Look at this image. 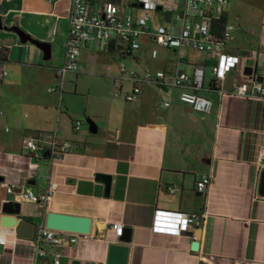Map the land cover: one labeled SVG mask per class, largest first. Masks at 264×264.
Segmentation results:
<instances>
[{
  "label": "crops",
  "instance_id": "1",
  "mask_svg": "<svg viewBox=\"0 0 264 264\" xmlns=\"http://www.w3.org/2000/svg\"><path fill=\"white\" fill-rule=\"evenodd\" d=\"M70 6L71 0H0V58L6 57L0 60V232L5 235L0 264H51L50 253L32 258L30 242L40 226L53 222L80 235L73 245L59 248L61 264H109L112 245L128 248L126 264H264V196L258 192L264 170V99L220 98L210 74L214 57L154 43L155 28L177 23L180 6L168 14H150V32L140 36L138 51H118V40L109 43L105 49L126 58L128 66L121 60L116 69H108L106 94L94 95L90 88L79 92L83 77L74 72L65 74L61 93H50L47 89L59 83L53 69L63 61ZM126 11L141 14L135 7ZM223 19L235 26L224 52L238 55L240 63L220 87L229 91L236 81L257 77L264 86V0H228ZM14 28L49 44V58L23 42ZM92 46L98 45L87 43L80 49L83 72L97 58ZM152 50L157 51L155 58ZM59 51L58 64L54 54ZM155 60L158 68L149 63ZM121 65L138 73L177 68L192 74L202 67L197 93L211 100V111L199 117L179 100L178 89L156 85H143L135 100L125 101L131 84L120 79ZM77 95L85 96L74 107ZM83 117L93 121L94 133L88 124L73 131L74 121ZM26 137L43 141L34 154L36 162L29 158ZM53 138L76 146L61 158H49L45 152ZM97 175L110 177L108 194ZM202 179L206 188L198 192L196 183ZM49 182L57 190L46 204L21 199V190L42 192ZM8 186L13 194L6 192ZM171 186L174 193L168 192ZM7 202L20 205L18 217L33 226L32 238L18 237L15 226L2 225ZM159 210L203 217L196 228L180 235L155 233ZM114 223L128 229V243L116 238ZM83 226L86 230L79 231ZM193 242L198 243L196 251Z\"/></svg>",
  "mask_w": 264,
  "mask_h": 264
},
{
  "label": "built area",
  "instance_id": "2",
  "mask_svg": "<svg viewBox=\"0 0 264 264\" xmlns=\"http://www.w3.org/2000/svg\"><path fill=\"white\" fill-rule=\"evenodd\" d=\"M228 0H71L68 15L69 29L65 44L62 64L53 69L58 86L49 88L48 92L62 89L64 76L68 72L82 73L79 63L80 49L87 43H95L99 48L105 49L110 42L118 40L121 49L138 51L140 49V36L150 32V13L159 10L168 14L175 7H181L177 16V23L158 25L153 33L155 42L164 48L181 50L193 48L199 52L214 57L215 63L210 67L212 87L216 89L220 98L261 97L264 99V86L254 79L235 82L229 91L223 90L220 85L226 75L236 69L240 63L238 55L224 52L225 43L230 39L235 28L233 24L224 21L218 30L214 22L223 18V7ZM128 7H135L141 11L140 15L128 13ZM151 56L155 58L157 51L152 50ZM121 78L131 84V90L124 95V100L131 102L142 92L143 85H156L158 87L175 88L179 90V100L190 106L194 111L209 113L212 108L210 99L200 96L197 91L201 87L203 69L196 66L192 74H187L175 68L171 71L158 70L154 73L148 71L138 73L127 71L120 66ZM125 74V75H124ZM165 106V103H161ZM82 121L73 123V131L78 132ZM41 140L31 137L24 139V145L29 158L38 161L34 154L42 148ZM46 155L52 159L61 158L72 151L76 146L71 141L57 142L50 140ZM45 151V150H44ZM261 167H264V150L260 153ZM206 188V179L196 183L198 192ZM57 184L49 182L45 191L35 192L25 188L19 192L21 199L32 204H46L56 192ZM175 187H169L168 192L174 193ZM8 194H13L12 187H6ZM202 215L184 213L180 211H156L152 230L155 233H169L180 235L183 231L196 228L202 221ZM116 238L122 235L123 228L120 223L111 225ZM80 235L68 233L60 229L40 226L36 235L30 242V255L34 260L44 258L51 254V264H61L59 248L64 245H73ZM5 235L0 232V244H4ZM42 245L48 246L45 250Z\"/></svg>",
  "mask_w": 264,
  "mask_h": 264
},
{
  "label": "water",
  "instance_id": "3",
  "mask_svg": "<svg viewBox=\"0 0 264 264\" xmlns=\"http://www.w3.org/2000/svg\"><path fill=\"white\" fill-rule=\"evenodd\" d=\"M13 30L18 33V35L20 36L23 42L28 41L36 45L38 48H40L43 51L44 55L46 56L44 57V59L49 58L50 56V45L49 44L39 42L35 39H32L29 35L23 33L17 28H14ZM251 73H252V70L249 69L248 74L250 75ZM257 81L261 82L262 77H257ZM195 113L199 117H202L205 115V113L203 112L195 111ZM85 122L89 125L90 131L94 133L95 129L94 128L92 129V126H94L93 121L87 118ZM97 179L105 183L106 194H108L109 188H110V177L106 175H97ZM27 183L33 184L34 181L31 180V181H28ZM258 192L260 195L264 196V170L261 172V175H260ZM19 210H20V205L18 203H14V202L5 203L3 206L4 217L2 218V225L5 227L15 226L16 234L18 237L30 239L32 238L33 226L27 223L26 221L21 220L18 217ZM47 227L60 229V230H66V229L73 230L74 229V228H70L69 226L63 225L61 223H56V222L48 223ZM85 230L86 228L83 226L79 231H85ZM119 240L122 242H126V243L130 241L128 229L125 228L123 230V236L119 237ZM191 249L193 251H196L198 249V243L193 242L191 245ZM127 251H128V248L126 246L112 245L110 247L109 264H126Z\"/></svg>",
  "mask_w": 264,
  "mask_h": 264
},
{
  "label": "rangeland",
  "instance_id": "4",
  "mask_svg": "<svg viewBox=\"0 0 264 264\" xmlns=\"http://www.w3.org/2000/svg\"><path fill=\"white\" fill-rule=\"evenodd\" d=\"M150 14L152 15L153 13H150ZM154 43L156 44V42ZM91 50L93 53H95L97 58H95L92 64L86 68L87 71L84 70V72L80 74V76L83 78L81 79V82L79 83L78 90L79 92L85 94L90 88L94 95L99 96L102 93L106 94V92H108V85L106 84V80L104 76L108 73L107 72L108 69H116L117 64H119L121 60L124 61L126 58H121L116 52H108L106 49H101L98 46H92ZM54 57L56 58L54 59ZM54 57L53 59L56 60V63L59 64L61 60V51L55 53ZM127 63L128 62L125 63L126 67L128 66ZM149 63L151 64V67L158 68V62L156 60L149 61ZM46 64H48V62H46ZM90 74H96V76L90 77ZM46 88H48V86ZM46 94L48 93L46 92ZM84 96L85 95H77L76 98L72 100V105L74 107L80 106L82 103V100L80 98ZM81 120L83 123L82 127L87 128V123L85 122L86 118L83 117Z\"/></svg>",
  "mask_w": 264,
  "mask_h": 264
},
{
  "label": "trees",
  "instance_id": "5",
  "mask_svg": "<svg viewBox=\"0 0 264 264\" xmlns=\"http://www.w3.org/2000/svg\"><path fill=\"white\" fill-rule=\"evenodd\" d=\"M223 23H224V19L220 18L219 20L214 22V28L219 30L223 26ZM117 50L119 51L122 49L120 47H118ZM5 59H6L5 56H2V58H0V60H5Z\"/></svg>",
  "mask_w": 264,
  "mask_h": 264
}]
</instances>
